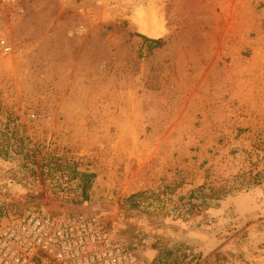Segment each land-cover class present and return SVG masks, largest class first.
<instances>
[{"label":"rangeland","instance_id":"374dc122","mask_svg":"<svg viewBox=\"0 0 264 264\" xmlns=\"http://www.w3.org/2000/svg\"><path fill=\"white\" fill-rule=\"evenodd\" d=\"M5 124L36 160L0 156V221L96 214L154 264H264V0H0Z\"/></svg>","mask_w":264,"mask_h":264},{"label":"built area","instance_id":"2783aa9c","mask_svg":"<svg viewBox=\"0 0 264 264\" xmlns=\"http://www.w3.org/2000/svg\"><path fill=\"white\" fill-rule=\"evenodd\" d=\"M0 264H154L118 242L96 214L29 207L0 221Z\"/></svg>","mask_w":264,"mask_h":264},{"label":"trees","instance_id":"16d2710c","mask_svg":"<svg viewBox=\"0 0 264 264\" xmlns=\"http://www.w3.org/2000/svg\"><path fill=\"white\" fill-rule=\"evenodd\" d=\"M146 42L149 44L148 45L149 48L155 47L159 43V41L157 40H149V39H146ZM6 118H8L7 115H6ZM8 127L9 125L5 124L3 128H0V156L8 157L9 148H11V144H17L18 149L16 150V153L21 154L22 156H24V158L27 159L24 162L25 164H27L26 162H29V161L31 162V161L36 160L35 153L26 147L24 139L22 137H18L15 134V130H12V133H8ZM45 160L47 164H50V162H52L50 158L45 159ZM243 177H244L243 174L238 175L236 177V181H225L224 183H221L217 187H209L207 188L208 189L207 192H205L206 186L201 185L196 190H192L191 195L196 194V197L198 196L201 197V204L208 207L210 206V203H209L210 200H214L215 202H217L220 199H222L224 196H226L227 194L232 193L234 189L238 190L239 187H236L235 184L237 185L238 183L241 184L242 182H239L238 179L243 178Z\"/></svg>","mask_w":264,"mask_h":264},{"label":"bare ground","instance_id":"6f19581e","mask_svg":"<svg viewBox=\"0 0 264 264\" xmlns=\"http://www.w3.org/2000/svg\"><path fill=\"white\" fill-rule=\"evenodd\" d=\"M147 18L142 17L143 21H140L142 24L141 26L143 30H145L146 33L150 34L152 37H155V38L160 37L163 33V26H162L160 17L155 16V14L154 15L151 14L150 18L148 19ZM139 20H141V17Z\"/></svg>","mask_w":264,"mask_h":264},{"label":"water","instance_id":"95a60500","mask_svg":"<svg viewBox=\"0 0 264 264\" xmlns=\"http://www.w3.org/2000/svg\"><path fill=\"white\" fill-rule=\"evenodd\" d=\"M138 32H139L140 34L144 35L146 38L151 39V40H156V39L159 38V37H158V38L152 37L150 34L146 33V31L143 30V28H142L141 25H140V27H139V29H138Z\"/></svg>","mask_w":264,"mask_h":264}]
</instances>
